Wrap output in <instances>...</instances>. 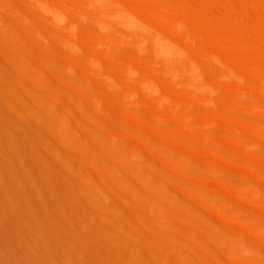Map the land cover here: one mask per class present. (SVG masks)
<instances>
[{
    "label": "bare ground",
    "instance_id": "1",
    "mask_svg": "<svg viewBox=\"0 0 264 264\" xmlns=\"http://www.w3.org/2000/svg\"><path fill=\"white\" fill-rule=\"evenodd\" d=\"M79 1L81 10H84L81 14L86 22H84L82 16L80 20L88 25L84 23H82L84 26L77 25L75 19H72V21L68 17L70 14L66 15V12L57 10H50L49 12L47 10V12L53 18L51 28L54 33H57L55 27L58 22L67 23H65L66 29H68L70 35L72 33V36H75L70 41L77 50L82 47H79L78 41H76L78 40L76 39L78 32L84 31L81 32L83 34L88 31L86 34L88 33L91 36V33L93 34L92 29L95 28L106 34L102 41H97V39L91 37L94 39V44H90L88 49L89 52L92 50L94 57L89 59L84 56L86 58L84 65H87V68L95 65L99 68V65L108 62L105 63L107 58L103 55L102 45L108 50L123 49L127 40L131 44L133 43V46H137V50L140 49L142 52L144 51L143 53L146 51L150 56V60L148 56V58L145 57L147 63L145 64V62H141V60L145 61L143 55H141L143 58L139 56V59L133 53L134 58L131 57V59L125 61V59H121L119 53L116 54L115 52L109 59L112 67L109 71L107 69L101 73L98 69L100 72L98 73L96 69L97 72L94 74L98 73L97 75H100V78L105 77L104 80H96L95 82L102 84L100 86L102 88L104 86L107 90L106 93L109 94L108 96L111 99L110 103L112 101H114L113 103H120L119 99L124 101L123 99L126 100V98L134 100L138 95L144 98L146 94L142 91L145 90L155 101L158 98L157 96L154 99V96H156L155 94L158 95L160 81L155 83L156 81L154 82L150 77H147V74L143 76L141 66L147 67L149 65L147 68L151 70L152 65L158 67L156 63L161 61L163 67L160 69H164L166 72L164 70L163 72L161 70L163 74L155 72V75L159 76V73L161 74L160 78L158 76L154 77H158L157 81L160 79L161 83L163 82L162 85H166L165 89L162 88V90L164 89V95L162 96L169 101L168 106L165 108L168 112L164 113V110L162 114L165 118H168L170 125L167 128L164 126V128L166 131L170 128L168 131L174 130L173 132L177 131V128H182L184 124L181 122L180 117L185 113L184 115L187 116L193 130L189 126L187 128L186 125L184 128L187 131L190 129L191 134L193 131L195 137L204 135L206 139L205 134L208 132H205L207 130L203 125L204 129L201 128V124L205 122H201V120L198 122L196 116V112L199 110L198 107L195 109L192 103H187V110L183 112L186 105L183 104L182 100H179L180 97L178 98L177 94H174L175 87L172 88L174 86L172 85L173 80L177 79L180 82L181 79H186L185 76V78L179 79L181 77L179 72L181 65H183V70L192 66L189 71L191 76L187 71L185 73L190 76L189 80L192 83L190 86L196 87L197 89L193 88L200 92L201 97L193 93V88L190 91L192 94L199 96L205 105L207 103L212 104L207 98L208 93L206 94L207 97L202 96V93L204 89H212L214 87L213 82L209 83L210 80L202 82L204 80H201V86L198 84L201 83L198 79H202L199 76L203 74V71L207 72L206 68H204L206 70H203L205 64L190 55V52L188 54L189 48L186 51L185 44H182V46L179 38H177L179 40H173V38L167 36L165 28L162 27L165 30L162 28L157 29L158 25L157 28L155 26V29L149 23L150 21L142 20L140 14H133L124 1L92 0L94 5L100 8V11L101 9L107 11H102V15L99 17H95L94 14L90 15L85 11L86 0ZM87 1L89 2V0ZM83 2H85V5ZM6 9H9V15H6ZM44 10L46 11L45 8ZM33 11L34 9L31 7H21L16 4L8 5L0 0V234H5L6 237L13 239L12 244L23 252L28 264H264V242L262 241L264 238L259 232L262 229H257L258 227L255 226L256 228L250 227L251 230L246 229L245 232H242L245 228H241L243 227L242 224H240L241 227H237L239 224L236 225V222L231 225L233 227L236 225L233 228L237 227L235 230L229 228V221L223 218H227L226 216L230 214L232 218L233 213L225 214L223 212V215L225 214L223 216L219 209L218 211L221 213L217 212L216 208L219 204L215 205V203L218 202L212 203L209 198H204L210 195L211 191L206 189V186L205 188H202L203 185L199 187L201 185L198 184L199 182L197 183V180L194 183L191 182L190 179L193 177L190 178V176L193 171L190 168L192 165L196 161L205 163L209 159L205 158L206 161H204L203 156L202 158L200 154H197V156L191 150L192 148L190 149L194 141V138L191 141L190 137L194 135L185 136V139L191 141L185 143L190 151L185 144V146L181 145L187 140L184 139L183 141L182 139L180 143L181 138L179 140L176 133V138L173 133L170 135L172 138L174 137L173 140L179 141L182 148L187 149L180 157H175L176 153L173 156L172 154L169 155L166 150L167 146L164 144H162L164 146L162 147L163 150L161 149L162 151L157 146L155 147L160 150L156 153L157 149H151L152 146H155L154 135H141V133H143V127H154L152 119H155V117L151 118L150 115H154L157 110H154L153 114L151 109L150 112L148 110L150 115L148 112L146 113L151 118L153 124L150 123L153 127L149 125L148 121L150 119L145 120L149 123L147 126H142V121L135 119L136 117H133V114L132 117L129 116V111L121 109L123 107H121V104L118 105L119 103L116 104L120 106V109H116L117 106L114 104L116 110L113 109V105L111 110H104L105 116L110 120L112 119V121H107L108 119L105 120L94 113V110H92L94 108L88 103L91 99L97 98L99 93L97 94L87 87L86 83L88 82L84 81L85 77L82 78L84 73L82 75L79 72L74 73L72 65V73H68L70 76L68 80L70 81L67 78L66 80L74 88L69 90L62 85L64 80H62V77L57 76L58 72L55 74L56 77L53 72L54 69L51 71L53 67L49 68V66L56 67V65H59L64 69L65 66L61 65V62L58 63L54 58L46 61L45 69L39 71L40 75L32 74L39 70L36 69L39 63L38 58L44 57L36 50L33 40V37H41L42 35L41 22L40 25H38L39 22H32V18L36 17ZM239 12L235 13L238 14ZM247 13L250 14V12ZM244 14L246 13L243 12L244 18H247V15ZM17 15H21L24 19L18 20ZM243 16L241 13L239 19L237 18L238 21ZM252 16L250 14L249 18L253 21L254 17ZM180 17L182 19V16H179V21ZM226 19L229 20V23L232 22L230 18ZM248 19H246V22L243 21L246 25H249L247 22L250 19ZM179 21H176V23H180ZM243 22L240 24L244 25ZM34 23H37L38 26L35 27ZM183 24L181 27L183 26L182 29L186 33L188 28L184 27L185 24ZM114 30L124 33L118 46H116L112 36ZM76 31L78 32L76 33ZM75 33L76 35H74ZM170 36L172 35L170 34ZM189 36H184L183 39ZM189 38L186 39L188 41L184 40L183 43L186 41L192 46L191 37ZM63 42L62 44H56V49L61 54L64 53V58H68L70 57L69 53H66L68 49L64 50L65 46L68 47V43L64 46L65 43ZM71 43L69 45L73 46ZM79 45L81 44L79 43ZM82 52L87 55L85 51ZM82 52L80 53L82 54ZM77 56L73 54L71 60L68 58V61L70 60L71 64L73 62L76 67L81 63L80 59L82 58V56L80 58V55ZM87 57L89 56L87 55ZM72 58L75 60L72 61ZM78 58H80V61ZM84 58H82V62ZM159 58L163 60L159 61ZM180 58L186 59L187 62L182 63L179 61ZM215 59H217L216 56ZM188 61L191 65H188ZM218 63L220 64V62ZM81 65L83 64L81 63ZM84 65L82 66L83 69ZM158 65L159 67L162 66L160 63ZM97 67L95 66V68ZM82 68L80 67V70ZM95 68H90V71L92 69L94 71ZM227 69L231 70L229 67ZM184 71L182 72L184 73ZM61 73L59 72L58 75L60 76ZM90 73L93 74V72ZM204 75L202 76H208ZM124 78L127 90L118 91V87L114 89L117 92L113 91L114 87L123 83H121V80ZM151 80L155 86H152ZM109 81L112 83L109 86L110 88L106 87L108 86L106 83H109ZM168 81H170V84L172 83V86ZM138 82L142 84V88H145V90L142 89L141 91L139 88L141 84L137 86ZM92 83L94 84V82ZM185 83L188 84L189 82ZM162 85L160 88L163 87ZM111 86L114 87L111 88ZM137 88L142 94H139ZM216 88H213V90H216ZM101 99L103 100V98ZM147 99L149 100V98ZM142 101L145 102L144 99ZM143 102L136 103L141 106V104H146V102ZM99 103L100 106L101 103ZM136 103L135 105H137ZM251 104L252 114L258 115L259 110L256 104ZM212 109L207 112L204 118L207 119L204 124L205 127L212 126L210 119L215 116L213 114H219L218 110L213 113ZM101 110L103 111V109ZM237 111L240 112V109H237ZM133 113L136 114V112ZM116 115L120 120H113ZM157 115L158 113L155 116ZM127 118L131 119L132 122L129 121L131 123L130 127L121 121L127 120ZM158 118L157 116L156 119L158 120ZM114 128L117 129L116 133L112 132L115 131ZM194 129L204 133L202 132L200 136V133L194 132ZM146 130L150 132L149 130L153 131L154 128ZM154 131L156 132V130ZM186 132L184 133L186 134ZM184 133L182 132V134ZM158 134L162 136L160 139L164 138L169 142L165 138L166 136L163 137L164 134H161V132H158ZM158 134H155L154 137H158ZM208 137L209 135L206 140L203 139L206 143ZM171 142L174 143V141ZM144 143L148 145L147 149ZM179 143L171 145L180 148ZM197 143L202 144L203 142ZM237 143L241 142L237 141ZM214 144L213 147H215ZM159 145L161 144L159 143ZM182 148L180 150L184 149ZM225 159H228V157L226 156ZM209 160L211 162V159ZM212 162L214 163V160ZM177 168H179V171L181 169L183 171L179 174L176 172ZM252 174L255 176L252 175L253 178L257 180V173L256 175ZM203 176L204 179L202 180H206L207 184L211 186L209 184L211 177L205 176V174ZM161 177H166V179H161ZM163 180H166V182L164 183ZM179 180L186 182L190 191L186 190L185 186L182 189L177 183ZM213 187H215L214 184ZM222 188L216 192L221 190L222 192L219 193L226 200L225 188L227 187ZM211 189L214 190V188ZM217 189L215 187V190ZM254 193H256V190ZM224 199L222 201H225ZM240 199L245 201L242 197ZM251 201V204H248L259 209L257 207L260 204ZM225 204L227 207L229 206V203ZM220 206H223L222 203ZM248 206L244 208L248 210L246 208ZM207 208L209 211L206 210ZM256 209L254 210L257 211ZM261 210L260 207L259 211ZM218 213L223 216L222 219L220 218L222 216H219ZM261 213L263 216L262 211ZM235 217H237L235 219L237 222H242L239 221L241 220L239 219L240 216L236 214L233 218ZM231 218H228V220ZM251 223L253 224L252 221ZM228 225L229 227H227ZM246 231L250 232L251 237L248 236L249 239L244 236L247 233ZM241 232L244 233L243 236H241ZM246 238L249 242L252 240L255 243V249L252 248ZM254 254H258V262L253 260L252 256ZM255 257L254 259L258 258ZM0 264H3L1 259Z\"/></svg>",
    "mask_w": 264,
    "mask_h": 264
},
{
    "label": "rangeland",
    "instance_id": "2",
    "mask_svg": "<svg viewBox=\"0 0 264 264\" xmlns=\"http://www.w3.org/2000/svg\"><path fill=\"white\" fill-rule=\"evenodd\" d=\"M3 1L8 5L16 4V5L21 6V7L22 6L31 7L32 9H34V11H33V12H35L34 16L36 15V17L32 18L33 19L32 22H37V23L39 22L38 25H40V22H41L40 27L42 28V30H41L42 35H41V37H38V36L33 37V40H34L36 50L39 51L44 56L43 58L39 57L37 61L39 63H42V64L44 63V64L42 65V64H39L37 62L38 66L36 67V69L37 70L39 69V70L37 72L32 73V74L33 75H40L41 73H39V71L45 69L44 66H45V64H47L46 61L50 58H54V59H56V61L58 63L61 62L60 64L61 65L63 64V66H65L64 69H62L59 65H56V67L49 66V65L48 66L50 69L53 67L51 69V71H53V69H54V71H53L54 75L57 74L56 72H58V74H59V72L63 73V75L61 73L60 76L58 74H57V76L62 77V80H64L62 85L69 90V89L74 88L68 82V81H70V80H68V78H70L68 73H72L71 68L73 67L74 73L79 72L80 75H82L84 73L82 78L85 77L84 81L88 82V83H86L87 87H89V89H91V91H93L97 94L99 93L97 98H95L93 100L91 99V101L88 102L94 108V109H92V110H94L93 112L100 115V117H102L105 120L108 119L107 121H112V119L110 120L109 118H107V116H105L106 114H104V110L105 111L107 109L111 110L112 105H113V109H114L115 108L114 104L117 106V104L119 102L113 103L114 101H112L110 103L111 99L108 96L109 94L106 93L107 90L104 88V86H103L104 89L101 87L102 84H98L95 82L96 80H104V77H105V76L103 77L101 75L102 77L100 78V75L99 76L97 75L98 73H100L98 69H100L101 73H102V71L104 72V70H107V69L109 71V69L112 68L110 66L109 59H111V57L113 56V54L115 52H116V54L119 53V55L121 56V59H125V61L126 60L128 61L129 59H131V57L134 56L133 53H135V56L137 55L138 57L137 56L136 57L139 59H140V57H142L141 55H143L144 60L146 59L145 57H147V56L149 57V58L148 57L147 58L150 60V56H149V54H147L148 52L146 53V51H145V53H143L144 51L142 52V50H140L139 48H138L139 50H137V46L136 47L133 46L134 44L133 43L131 44L128 40L125 41V43H124L125 47L123 49L122 48L121 49L114 48L113 50H108L105 46H104L105 47L104 48L102 45L103 50L102 49L101 50L103 52V55H105V58H107V59H105V63L108 61L107 63H109V64L106 63L104 65H99V68L97 67V65H95L97 68H95V66H92L93 69L95 68V70L93 71V69H92L90 71V68H92V67L90 66V68H87V65H84L85 64L84 60L86 58L90 59V57H94V53L92 52V50H91V52H89L90 50L88 49L90 44H92L94 42V39H92L91 37L95 38V40L97 39V41H102V39L105 37L106 34L102 33L100 30H97L95 28L92 29L93 34L91 33V36H89L90 34L88 35V33L86 34V32H88L86 30H85L86 32L83 34L81 32H84V31H81V32L76 31V33L78 32L77 35H76V33L74 35H76V39H78V40H76V39L75 40L78 41L77 44L79 47L82 46L81 48H79V50L81 49L82 51H85V53L89 56V57H87V55H85L81 50L80 51L77 50L75 48V46L71 43L72 41H70V40L74 39L75 36L73 37L72 33L70 35L68 29H66L67 27H65V25L67 23L66 22H64V23L58 22V24H56V27H55V28H57V29H55V30H57V33H54V31L51 28V24L53 23V20H52L53 18H51L48 15V12L50 10H57L60 12H66L65 13L66 15L70 14V15H68V17L71 20L75 19L74 21H76L77 25L80 24V25L84 26V24L86 25L87 23H84V22H86L85 18H83V15H82L83 14L82 11H84V10H81V8H80L79 5L81 3L79 0H27V1H25V0H3ZM111 1H114V0H111ZM115 1H117V2L124 1L125 4L127 3V5H126L127 8L129 7V10L133 14H137V15L140 14L139 16H142V20H144L146 22L150 21L149 23H151V25L154 28H155V26L157 28L158 25H159V27L157 29H160L162 27L165 28L166 30L163 28L162 29L167 31L165 33L167 36L173 38V40H176L177 38H179L180 39L179 42H181V45L185 44L184 48L186 49V51H187V48H189L187 53L189 54V52H190V55H192L196 59L198 58L199 62L201 61V63L205 64V65L202 64L203 70L207 69V72L203 71V74H201L199 76L202 79H198V80H200V82H201V80H204L202 82H206L205 80H208V81L210 80L211 82L209 81V83L213 82L212 84L214 87H212V89H204L203 93L201 91L202 96L203 95L206 96V94L208 93L209 96L208 97L206 96V97L209 99L210 102H212V104L207 103L205 105L204 102L202 101V99L200 98L201 97L200 92L199 91L197 92V90H196L197 88L194 86H192V87L190 86L192 83L189 80L190 76H191L189 71L191 70L192 66H190L189 68H185L184 69L185 71H184L183 65H181V67L179 68V72L181 74V77L179 79H181L182 77L183 78L186 77V79H184V80L181 79L183 81L180 80V82H179V80L176 79V80H173L172 83L173 82L174 83L173 84L171 83V84L174 85L172 88L175 87V89H176V90L173 89L175 92L174 94H177L178 98L179 97L181 98V99L179 98V100L180 101L182 100L183 104L186 105V107L183 108V112L187 110V103H192L195 109L197 107H198L197 109H199L196 112L197 119L199 120L198 122H200V120H201V122L203 121L205 123L207 122L206 121L207 119H204V118L206 117L207 112L210 111L211 108H213L211 110L213 113L215 112V110L216 111L218 110L219 114H217V113L213 114L215 116L212 117L213 119H210L211 121L209 120L210 124L212 126L205 127V125H204L205 123L204 124L200 123L201 128H203L202 127V125H203L204 128L207 130L205 132L209 133V134L208 133L205 134L206 139H207L208 135H209L208 140H210L212 138L209 142L207 140V143H206V141L203 140V139H205L204 135L201 136L203 131L200 133V131L198 132V129H196V130L194 129V132L197 131L196 133H200L201 137H198V136L195 137V134L193 133V131L191 134V131H190L191 124L189 123L190 121H188L187 116L184 115L185 113L182 115L180 114L181 115L180 118L182 120L181 122L184 124V125L182 124L183 125L182 128L181 127L177 128V131H179L180 133L177 131L173 132L174 130L168 131V130H170V128L166 131L164 126L167 128V126L170 125V122H169L168 118H165V116L162 114V112L164 110H165L164 113L168 112L167 109H165V108H166V106H168L167 103H169V101L166 97L162 96V95H164V89H165L164 87L166 85L165 84L162 85L163 82L161 83L160 79L157 81L158 77L160 76V74L164 70V69L163 70L160 69L163 67V65L161 64V61H160V60H163L162 59L163 57L159 58V61H160L159 63H160V65H162L160 67L158 65L159 63H156V65L158 67H156V66L153 67L154 65H152L151 70H150V68H147L149 65L147 67H143L144 65L141 66V71L143 73L142 74L143 76H145V74H147L146 76L150 77V79L154 80V82L156 81L155 83H158L160 81L159 82L160 84H158V86H159V89H158L159 92H157L158 95L155 94L156 96H154V99L157 96H158V98L155 99V101H153V99L151 98L152 96H149L147 94V91L145 90V88L144 89L142 88L143 87L142 84L140 82H138L137 86H139V84H141V87H139V88L141 89V91H142V89L145 90L142 92L145 93L146 95H148L149 97L144 94L145 95L144 98L143 97L141 98V96L138 95V97H136L134 99L135 101L132 98H129V99L126 98V100L123 99L124 101H121L122 99L121 100L119 99L120 103L118 105L121 104L122 105L121 107H123L121 109L129 111L128 112V114L130 113L129 116L131 115V117H132V114H133V117L134 116L136 117L135 119L141 120L142 122L141 121L140 122H141L142 126H145V125L147 126L152 120L154 121V124H153V122H151L154 125V127L151 123L149 125H152V127L154 128V130H156V132L154 130L153 131L149 130L150 132H147L148 130H146V129H153V128H151V126H149V127L147 126L148 128L143 127V129L145 131L143 130V133H141V135L150 134L152 136L153 135L156 136L155 134H158V132L159 133L161 132V134H164L163 137L166 136L165 138H167L169 142H167L166 139H164V138L160 139V137H162L160 134H158L159 135L158 137L153 136L155 146H152L151 149L154 148V150H155L158 148L161 150L162 147H164L162 144H164L165 146H167L166 150L169 153V155L172 154V156H173V154L176 153L175 157L176 156L180 157L183 154L184 150H187L186 148H188L187 147L188 145H186L185 143L186 142L190 143L191 141H193V138H194V141L191 144L193 146L192 147L190 146V149L192 148L191 150H193V153L195 152L194 154H196V155L200 154L201 158L203 156L204 161H206L205 158H207V159L209 158V159H211V162L209 159L205 163H199L198 161H196V163H194L192 165V167L190 168V169H192V171H193L192 173L194 174V175L192 174L193 176L192 175L190 176V178L193 177L190 179V180H192L191 182L194 183L197 180V183L199 182L198 184L201 186H199L197 183H195V185H197L199 187H202V185H203L204 187H202V188H205V186H206V189L211 191L210 195H208L204 198H209L212 201V203L218 202V203H215V205L219 204V206L217 205L218 208H216L217 212L221 211L222 215H223V212L225 214L233 213L232 218L236 214L238 216H240V218L239 217L238 218L241 219V220H239V221H242L241 223H239V222H237V220H235V219H237V217L232 219L230 216L231 214L229 215L230 217L227 215L226 216L227 218H223V216H225V214L222 216V215H220L221 212L218 213L219 216H222V217H220L221 219L223 218V219L229 221L230 227H229V225L227 227L233 229L237 224H239V225H237V227L238 226L241 227L240 224H242L243 227H241V228H245V229H243L244 231L242 230V232H245L246 229H250V227L257 226L258 227L257 229H262V230H259V232L261 233L260 235H262L264 238V235H263L264 234V219H263L264 215L262 216V213L260 214L261 211L264 214V0H250V1H248V0H223V1H221V0H219V1L218 0H115ZM85 2H86V6L84 7V9H86L85 11L90 13V15L94 14L95 17H97V16L99 17L100 15H102V11L107 12V11L102 10V9L100 11V8H98L96 5H94V2L92 0H89V2L86 0ZM85 2H83L84 5H85ZM222 2H224V3H222ZM44 8L46 9V11L44 10ZM6 10H5L6 15H9V9H6ZM47 10H48V12H47ZM237 11L238 12L240 11V12L238 14H236ZM243 12L246 13V14H244L245 16L247 15V18L245 17L246 19L249 18L250 14H251V16L254 15V16H252L255 18V19L253 18V21L249 18L250 21L247 22L249 25H246L244 23V22H246V19L243 16ZM247 12H250V14ZM241 13H242V16L245 20L243 18L241 19V17H240V19H241L240 21L241 22L244 21L243 22L244 25L240 24L241 22L238 21V19H239L238 17L240 16ZM71 15H73V16H71ZM237 15H239V16H237ZM81 16L85 20V21L83 20L84 22H82V20H80ZM179 16H182V19L180 17V21L178 20ZM226 18H230L232 20V22L229 23V20H227ZM17 19L21 21L24 18L21 15H17ZM176 21H179L180 23L182 22V24L183 23L185 24L184 27L188 28L189 32L186 30V28H184V29L188 33H190L189 34L190 36L187 34V32L186 33L184 32V30L182 29L183 26L181 27L182 24H180L178 22H177L178 23L177 24ZM37 23H34L35 27L38 26V25H36ZM82 23H84V24H82ZM232 23H233V25H232ZM179 24H180V27H179ZM118 32L114 30V32L112 33V36L114 37V41H115L116 46L119 45L120 39L122 38L121 36H123L122 34H124L122 31H120L119 33ZM170 34L172 36H170ZM158 35H160V34H158ZM175 36H177V37L175 38ZM184 36L185 37L186 36L191 37L192 41L191 40L190 41H191L192 46L189 45L190 43L186 42V41H188L186 39L187 38L190 39V38L187 37V38L183 39ZM179 39H177V40H179ZM184 40H186L185 43H183ZM63 41H66V42H63ZM62 42L65 43L64 46L68 43L67 44L68 47L65 46L64 50L68 49L67 50L68 52L66 51V53L67 54L69 53L68 55H70V57H68V58L70 60H71V56H73V54H75L76 56L80 55V58H81V56H82V58H84V56L86 57L83 59V62H82V58L81 59L78 58V60L80 59L81 61L80 60L79 61L84 65V69L82 68L83 65H81V63L77 67L74 66L73 62L71 64L70 60L68 61V58H64V53L61 54V52L56 49V44H62ZM69 43H71L73 46L69 45ZM79 43L81 45H79ZM69 51L72 53H70ZM80 52H82V54ZM139 52H141V53H139ZM95 55H97V54H95ZM215 56L217 57V59H215ZM77 57H79V56H77ZM42 59H43V61H42ZM73 60H75V59L72 58V61ZM217 60H220V61H218V62H220V64L217 62ZM179 61H181L182 63L187 62V60L184 58H180ZM76 62H77V60H76ZM141 62L142 63L145 62V64H147L146 60L145 61L141 60ZM189 62L190 61H188V65H191V64H189ZM71 65H72V67H71ZM105 65H107V66H105ZM79 66L82 68L81 70H80ZM40 67H42V68H40ZM78 67H79V69H77ZM228 67L232 70V73H231V70L229 71L227 69ZM68 68L70 69L69 71H68ZM204 68H206V69H204ZM96 69L98 70V73L94 74L95 72H97ZM161 70H162V72H161ZM182 71H184V73ZM186 71L188 72V74L190 76L187 73H185ZM90 72H93V74H91ZM155 72H157V74H158V72H161V73H159V76H158V75L154 74ZM65 73H67V74H65ZM182 74H184V75L182 76ZM204 74H206L208 76L204 77L205 76ZM94 75H96V76H94ZM202 75H204V76H202ZM154 76H158V77L156 78ZM167 76H169V75H167ZM119 77H121V76H119ZM66 78L68 81L66 80ZM155 78H156V80H155ZM124 80H125V78L123 80H121V83L123 82L120 85L121 87L120 86H116V87L111 86V88L114 87L113 91L117 92V90H118V91L123 92V91L127 90V86H126L127 84L124 83ZM91 81L94 82V84ZM184 81L189 82V83L186 84ZM168 82L170 84V81H168ZM202 82L198 83V84L201 86ZM171 84H170V86H172ZM106 85H108V86H106ZM106 85H105L106 87L110 88L109 86L112 85V83L109 81V83L107 82ZM153 85L155 86V84H153V81H152V86ZM161 85L163 87L160 88ZM193 87L196 89H194ZM115 88L116 89L118 88V89L114 90ZM162 88H164V89L162 90ZM191 88L194 89L193 93L198 94L200 97L192 94ZM213 88H216V90H213ZM190 89H191V91H190ZM104 90H106V91H104ZM137 90H138V92L140 91L138 88H137ZM176 91H178V93H176ZM142 92H139V94L140 93L142 94ZM189 92H191V93H189ZM248 93L251 94L253 97L251 95H249ZM100 95H102V96H100ZM144 95H142V96H144ZM248 95H249V97H248ZM100 97L103 98V100ZM106 97H107V99H106ZM99 98H100V100H99ZM140 98L142 100L144 99L146 104H141V106L138 105V104H140V102H143ZM147 98H149V100ZM150 98H151V100H150ZM245 99H247V100H245ZM249 99H251V100H249ZM97 102L100 104L101 107L98 105ZM136 102L137 103L139 102V103L137 104ZM145 102H143V103H145ZM135 103L137 105H135ZM251 103L253 105L256 104V106L259 110L258 115L252 114V110L250 109ZM236 106H237V108H236ZM207 108H209V110H207ZM101 109H103V111ZM116 109H120V106H117ZM116 109H114V110H116ZM237 109H240V112H238ZM148 110H149V112L151 111L152 114H153L154 110H157V112H155L154 115H150ZM144 111H146V112L144 113ZM133 112H136L137 116ZM147 112L150 116H152L151 118L155 117V119L151 120V118L149 116H147V114H146ZM157 113H158L157 116L159 117L158 120L156 119L157 116H155ZM222 113L224 115H221ZM197 114H199V115H197ZM138 115H139L140 119L138 118ZM160 115H163V116H160ZM218 115H221L222 117L218 116ZM113 118H114L113 120H115V119H117V121L120 120L117 117V115L114 116ZM161 118H165V119H161ZM178 118H179V116H178ZM224 118H226V119H224ZM147 119H150V121H148ZM145 120L148 121L149 123L145 122ZM121 121L125 125H128V127L131 126V123H132L131 119L129 120L127 118V120L124 119ZM211 122H213V123H211ZM142 123H145V124L143 125ZM161 123L163 124V126ZM188 124H190V125H188ZM185 125L187 128L190 127V129H188L189 131H187V129L184 128ZM114 129H115V131L113 130L112 132L116 133L117 129L116 128H114ZM174 129H176V128H174ZM181 129H183V130H181ZM184 130H186L187 132ZM191 130H193V128ZM112 132H111V134H112ZM182 132L183 133L186 132L187 135L185 133L182 134ZM172 133L174 135L176 133L177 138L179 140L181 138L180 143L182 142V139L184 141L185 136H188L189 134L194 135V136L190 137L191 141H188L187 139H185L187 141H185L184 143H181L182 146L184 144L186 145V148L183 147L184 148L183 149L182 146H180L179 141L176 142L175 139L173 140L174 137L176 138V135L175 136L172 135V136H174L173 138L170 136ZM197 135H199V134H197ZM213 140H215V141H213ZM156 141L159 142L161 145H159V143H157ZM171 141H174V143H172ZM196 141L200 142V143L203 142V143L199 144ZM237 141L241 142V143H239L241 145H239L237 143ZM177 143H179L178 146L180 148H178L177 146L176 147L172 146L175 144L177 145ZM214 143H216V144H214ZM194 144H196V145H194ZM213 144L215 147H213ZM144 145H146V144L144 143ZM147 146L148 145L145 146L146 149H147ZM156 146H157V148H155ZM158 146L161 148H159ZM181 148L183 150H180ZM148 149H150V148L148 147ZM158 149L156 150L157 151L156 153L160 152V150H158ZM190 149L188 148L189 151H190ZM177 153H178V155H177ZM226 156L228 157V159L230 157L228 162H227L228 159H225ZM232 157H233V159H232ZM212 160H214V163L212 162ZM211 164H213V165L211 166ZM193 167H195V168H193ZM193 169H195V170H193ZM182 171H183L182 169L179 171V168H177L176 172L180 174ZM235 171L237 174L234 173ZM190 172H191V170H190ZM238 172H239V174H238ZM252 173H254L255 175L257 173V175H258V176L256 175V179L258 177L257 180H255L253 178L254 175ZM202 174L203 175L205 174V176L208 175L211 177L210 178L211 181H209V184H211V186L207 184L208 182H206V180H202V179H204V176ZM200 175H202L203 178H202V176L200 177ZM161 179H166V177L165 178L161 177ZM193 179H194V181H193ZM212 180H213V182H212ZM163 182L165 183L166 180H163ZM205 182H206V184H205ZM177 183L179 186L182 187V189H183V186H185V188H187L186 182L179 180ZM213 184L216 187V189L218 187L217 190H215V187H213ZM208 186H210V187L208 188ZM222 187H227V188H225L226 200L224 199V196L221 193H219L221 190L219 192H216ZM211 188H214V190ZM252 188H253V190H252ZM226 189H227V191H226ZM186 190H189V189L187 188ZM222 190H224V189L222 188ZM255 190H256V193H254ZM228 191H229V193L227 194ZM257 192H259V193H257ZM240 193H241V195H240ZM227 195H228V197H227ZM240 196L242 198H244L246 202L243 199H240L241 198ZM222 199H224L225 201H222ZM228 199H229V201H228ZM247 200H250V201L248 202ZM251 200L256 201L258 204H260L259 206L261 207L262 210L259 211L260 210L259 206L257 207L259 209H256L254 206L252 207V205L250 206L248 203L251 204V202H252ZM221 203L223 206H220ZM225 203H227V204L229 203V206L227 207V205ZM246 203H247V205H245ZM245 206H248V207H246V208H248V210L244 208ZM256 206H257V204H256ZM219 207H221V208H219ZM235 207H237V208H235ZM205 208H206V206H205ZM223 208H225V209L221 210ZM253 208L256 209L257 211H255ZM218 209L220 211H218ZM249 209H250V212H249ZM206 210L209 211L208 208ZM258 211H259V213H258ZM228 218H231L233 221L231 219H230L231 221L228 220ZM227 221L226 222L224 221V222L226 224H229V223H227ZM251 221L253 222L254 225L251 223ZM234 222H236V225L234 224L235 226L233 227L231 225ZM254 222H256V223H254ZM250 224H252L253 226L252 225L250 226ZM255 224H257V225H255ZM261 226H262V228H261ZM235 229H233V230H235ZM249 231H246L247 232L246 234L241 232L242 235L241 234L240 235L243 236V234H244L245 237H248V236L251 237ZM249 237H248V239H249ZM248 239H247L248 243L250 245H252V248L255 249V247H254L255 243L252 242V240H250L251 242H249ZM12 240H13L12 238L10 239L8 236L6 237L5 234H0V259H1V263H3V264H28V261L26 260L23 252L17 246H14L12 244ZM262 241L264 242V240H262ZM262 243H261V245L263 246ZM255 255H256V257H258V254H254V256H252V258L255 262H258L259 257L256 258ZM254 257L256 259H254Z\"/></svg>",
    "mask_w": 264,
    "mask_h": 264
}]
</instances>
